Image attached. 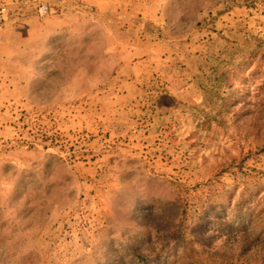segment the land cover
<instances>
[{
	"label": "rangeland",
	"instance_id": "1",
	"mask_svg": "<svg viewBox=\"0 0 264 264\" xmlns=\"http://www.w3.org/2000/svg\"><path fill=\"white\" fill-rule=\"evenodd\" d=\"M189 262L264 264V0H0V264Z\"/></svg>",
	"mask_w": 264,
	"mask_h": 264
},
{
	"label": "trees",
	"instance_id": "2",
	"mask_svg": "<svg viewBox=\"0 0 264 264\" xmlns=\"http://www.w3.org/2000/svg\"><path fill=\"white\" fill-rule=\"evenodd\" d=\"M186 241H183V244L185 243ZM190 248L191 249H193L194 247H193V245H190ZM197 255V254H196ZM189 264H194V262H189ZM222 264H224V263H222Z\"/></svg>",
	"mask_w": 264,
	"mask_h": 264
}]
</instances>
